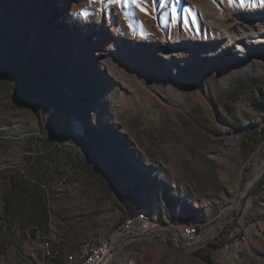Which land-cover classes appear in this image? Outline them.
<instances>
[{
  "label": "rangeland",
  "instance_id": "rangeland-1",
  "mask_svg": "<svg viewBox=\"0 0 264 264\" xmlns=\"http://www.w3.org/2000/svg\"><path fill=\"white\" fill-rule=\"evenodd\" d=\"M65 1L0 0V264H264V0Z\"/></svg>",
  "mask_w": 264,
  "mask_h": 264
},
{
  "label": "built area",
  "instance_id": "built-area-1",
  "mask_svg": "<svg viewBox=\"0 0 264 264\" xmlns=\"http://www.w3.org/2000/svg\"><path fill=\"white\" fill-rule=\"evenodd\" d=\"M151 223L142 215L127 216L111 236V243L103 251L91 253V242H84L79 250L82 256V264H99L110 254H114L118 239L121 236L144 233L150 228ZM179 237L182 236L187 243H196L201 237V227L196 223H182L175 226Z\"/></svg>",
  "mask_w": 264,
  "mask_h": 264
},
{
  "label": "bare ground",
  "instance_id": "bare-ground-1",
  "mask_svg": "<svg viewBox=\"0 0 264 264\" xmlns=\"http://www.w3.org/2000/svg\"><path fill=\"white\" fill-rule=\"evenodd\" d=\"M46 1V3L50 6H52V4L54 5V2L55 3H57L56 5H57V7H55V11H53L54 13H57L58 14V17H60V20H51V23H52V25H53V27H55V28H58L59 27V25H63V27H65L64 25H65V23H62V19H63V17H64V14L66 13V10H65V7L67 6V2L65 1V0H45ZM52 18V17H51ZM53 19V18H52ZM69 23V22H68ZM76 27H78V26H76ZM235 27V25L234 24H231V26H230V28H234ZM253 28V30H252V37H256L255 39H254V42H258V41H261V40H264V36H263V32L261 31V30H256V29H254V27H252ZM68 30V29H67ZM70 30V29H69ZM70 32V31H69ZM250 45H252V42L250 41V40H248V39H246L245 40V42H242V41H239L238 42V47H237V49H245V48H248V47H250ZM105 53L102 51V50H97V55H99V56H102V55H104ZM167 56H169V55H167ZM210 60H212V58L210 59ZM75 125L77 126V128L79 129V130H81L82 131V129H81V127L79 126V124L77 123H75ZM136 215H142L143 216V218L145 219V220H148L149 221V215H147V214H145V213H138V214H136ZM118 228H119V226H118ZM110 243H111V240H107V241H105V242H103L102 244H100L92 253H98V252H101V251H103L108 245H110ZM110 256H112V254H110V255H108L106 258H104V260L101 262V263H99V264H105L106 263V260L110 257ZM136 263V262H135ZM134 262H132V264H135Z\"/></svg>",
  "mask_w": 264,
  "mask_h": 264
},
{
  "label": "trees",
  "instance_id": "trees-1",
  "mask_svg": "<svg viewBox=\"0 0 264 264\" xmlns=\"http://www.w3.org/2000/svg\"><path fill=\"white\" fill-rule=\"evenodd\" d=\"M258 105H259L258 106L259 109H261L264 112V102H260ZM15 185H16V187H20V184L18 182H15ZM190 223H192V222H190Z\"/></svg>",
  "mask_w": 264,
  "mask_h": 264
},
{
  "label": "snow or ice",
  "instance_id": "snow-or-ice-1",
  "mask_svg": "<svg viewBox=\"0 0 264 264\" xmlns=\"http://www.w3.org/2000/svg\"><path fill=\"white\" fill-rule=\"evenodd\" d=\"M110 3H119L120 0H109ZM132 3H137V0H132ZM139 6V5H138Z\"/></svg>",
  "mask_w": 264,
  "mask_h": 264
}]
</instances>
